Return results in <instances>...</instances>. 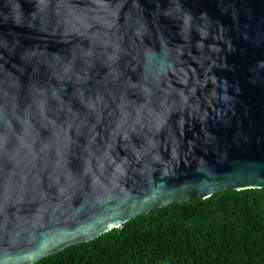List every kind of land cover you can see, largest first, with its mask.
Wrapping results in <instances>:
<instances>
[{
    "label": "water",
    "instance_id": "obj_1",
    "mask_svg": "<svg viewBox=\"0 0 264 264\" xmlns=\"http://www.w3.org/2000/svg\"><path fill=\"white\" fill-rule=\"evenodd\" d=\"M264 189V0H0V264Z\"/></svg>",
    "mask_w": 264,
    "mask_h": 264
},
{
    "label": "trees",
    "instance_id": "obj_2",
    "mask_svg": "<svg viewBox=\"0 0 264 264\" xmlns=\"http://www.w3.org/2000/svg\"><path fill=\"white\" fill-rule=\"evenodd\" d=\"M34 264H264V189L171 203Z\"/></svg>",
    "mask_w": 264,
    "mask_h": 264
}]
</instances>
